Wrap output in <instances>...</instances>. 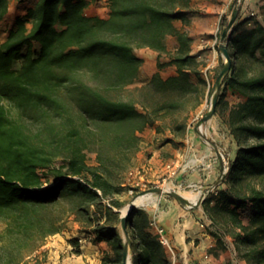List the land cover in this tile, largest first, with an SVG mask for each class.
<instances>
[{
  "label": "trees",
  "instance_id": "1",
  "mask_svg": "<svg viewBox=\"0 0 264 264\" xmlns=\"http://www.w3.org/2000/svg\"><path fill=\"white\" fill-rule=\"evenodd\" d=\"M108 1L109 15L101 17L86 14L89 0H37L0 43V220L11 247H0V264H45L37 252L70 220L108 244L101 264H124L121 195L132 188L126 174L142 133L155 124L161 132L184 130L186 118L174 116L202 102L207 80L185 27L195 0ZM8 10L9 0H0V23ZM142 48L158 52V70L130 89L140 78ZM228 50L216 115L236 154L203 207L229 228L248 264H264V4L238 17ZM168 65L176 74L164 77ZM228 89L237 102L230 104ZM129 232L132 264H170L146 210L133 212ZM69 240L80 253V239Z\"/></svg>",
  "mask_w": 264,
  "mask_h": 264
},
{
  "label": "rangeland",
  "instance_id": "2",
  "mask_svg": "<svg viewBox=\"0 0 264 264\" xmlns=\"http://www.w3.org/2000/svg\"><path fill=\"white\" fill-rule=\"evenodd\" d=\"M233 7L234 5L230 6V9L228 8L224 9V7H222L221 11L217 14V18L215 22L217 24L219 23L222 26L223 18L227 16L229 19L231 17ZM222 13L223 16L220 19V15ZM177 23L178 25H181L180 21H178ZM217 24H215V27ZM212 37L213 34H211V38ZM168 42L170 48L173 49L175 45L174 38L169 37ZM215 51H219V50L215 49ZM215 55L212 51L211 52L209 51L206 52V54L203 56L202 59L199 58L203 63L201 66L202 68H200L202 72V76L207 80V84L206 86H204V94H202L201 96L202 102L198 105L196 109H193L188 112L186 110L185 111L183 110L180 111L179 113H176V115L174 116L175 117L174 119H178L179 122L183 121L186 118V125H187L186 128L184 130H180L175 133L171 132L170 130L163 131V135L161 137L165 138V142L168 139L167 136L165 135H171L172 133L175 135L176 140H172V142L166 148V150L158 152L157 157L161 159V161L157 163L159 169L158 168L156 169L154 164H152L151 169L149 168L150 166L149 164H147L148 158L145 157V155H147L148 150L146 148L148 145L143 143L142 145L143 151L141 153L138 152L134 166L130 169V170H134V173L130 174V170H129L128 173L126 174V182L129 185V187L132 188L124 191L121 196L123 199L127 200V204L132 202L139 194L142 193V191L153 187L170 186L171 190H176L182 195L188 193L189 191L198 192V190L201 191L200 194L202 195L205 191L208 190L205 187L208 183L204 184L203 187H200L199 186L200 182H197V179L205 178L204 176H201L202 170L198 172L190 171L191 174L192 173L194 174L196 172L195 173L196 177L197 175L200 176L199 178H196L193 182L188 181L184 185H181L179 181H177L176 179V175L181 170V167L179 165H181L182 163V161L178 162V159L180 158V154L182 155L185 149H187L188 142H186L185 139L187 138L186 135L190 132L191 133L198 132L200 134H203L204 135L203 137L207 138L209 146H216L218 148V152L220 153L219 157L223 159V162L225 163V168L230 165L231 161L235 157L236 143L234 140L232 141L233 139L232 136L229 134V132L226 130L223 124H221L217 115L213 116L212 118L213 122L215 123L214 126L207 127L209 121H205L203 123L205 131H202L199 125V122L204 118V116L210 110L213 95L216 89V82L218 75L220 74L224 65L226 64V59L224 56L216 58ZM145 57L151 59L149 56H145ZM162 61L163 62L167 61L166 54L162 56ZM156 68L157 67L155 61L147 60V62L143 64L145 76L144 75H143L144 77L141 76L137 82H135L130 86V89H133L136 86L143 85V83L145 82L144 79L146 80L147 78H150L149 75L153 72V69L155 70ZM169 70L170 67L165 66L162 72L168 73ZM194 78L197 79L196 76H194ZM226 96L230 104H233L239 100L238 94L233 92L231 89L227 90ZM161 140H163V138ZM95 157H96L95 153L93 152L89 153L90 163H95ZM192 158L197 159L198 157L192 155V152L188 151L186 156L184 157L185 163L188 162L187 160H190ZM195 162L196 164L194 163L193 166L199 169L197 167L198 160H196ZM62 163L63 160L60 158L55 161L54 165H60ZM160 164L162 165L163 169H161L162 167H160L161 166ZM225 168L223 169V171H225ZM217 185L212 191L217 189L216 188ZM156 195H157V199L159 197L164 196L169 199H173V201H175L185 210H189V211L193 210L189 208V205L191 203H189V205H184L178 199L169 195L168 193H161ZM208 195L209 193L207 194V196ZM202 205L203 203L197 208L203 207ZM152 207H153L152 204L139 205L137 209L146 210ZM196 216L199 217V215H194V217ZM242 219L246 224L249 223V215H242ZM202 221H205L204 226L200 224ZM198 224L202 229V232H206L207 234H209L208 239H204V237L201 238L199 236H192L190 238L194 240L195 245L203 242L204 245L203 259L204 261H206V264H213L215 261L217 262V264H248L242 258L241 253L237 249V244L235 242L234 236L232 232L230 233L229 228H227L225 224L221 225V223L218 222L217 224H215L213 222V219L209 216H207L206 219L202 218V220H200ZM80 227L81 226L79 223L70 220L65 230L61 233H56L54 235L49 236L37 253L41 255L42 259L44 255H46V261H47V259H49L52 256L51 250L53 249L54 254L56 253L58 254L55 259L56 264H101L103 251L105 249H110V247L106 242H103L101 246L99 243H95L94 241H92V236H89L87 233L81 231ZM6 234H7L6 223L4 220H0V247L2 248L4 253H6L11 249V247L8 246V238ZM73 237H78L80 239L81 250L83 249V251H81L80 253L75 252V249L73 248V244L69 240ZM57 249L61 250V252H57L56 251ZM191 251L192 250H190V254ZM206 254L211 255L213 259L209 260V258L206 257ZM131 260H132V255H131Z\"/></svg>",
  "mask_w": 264,
  "mask_h": 264
},
{
  "label": "crops",
  "instance_id": "3",
  "mask_svg": "<svg viewBox=\"0 0 264 264\" xmlns=\"http://www.w3.org/2000/svg\"><path fill=\"white\" fill-rule=\"evenodd\" d=\"M36 1L37 0H9L8 13L0 23V43L6 39L8 31L15 26L17 17L26 14L28 8L33 6ZM233 3L235 4V2H231V0L194 1L193 8L197 12L193 14L191 23L185 27L194 38L193 53L198 54L199 58L202 59L206 52L209 51H212L214 55L216 53V58L223 57L221 51H215L211 34L215 32L214 27L215 24H217L215 21L221 8L224 7V9H230V6L234 5ZM262 4H264V0H242L239 14L240 18L252 13L258 14ZM85 11L86 14L90 16L97 15L107 17L109 15L110 5H108L105 0H89V4ZM137 54L144 59V63L147 62V60L155 61L157 67L158 52L149 48H142L137 50ZM145 56H149L151 59H148ZM167 67H170L168 73L161 72L164 77L176 74V68L174 65H168ZM157 70L158 68L155 70L153 69V72L149 77H151ZM143 75L145 76V71L142 66L140 77H144ZM149 79L150 78H147L146 80L144 79V81H148ZM142 135V145L143 143L148 145L146 148L148 150L147 155H145V157L148 158L147 164H149L150 169L152 168V164H154L156 169H159L157 163L160 162L161 159L157 157V154L160 151L166 150L172 141L165 142V138L161 137L163 132L157 130V124L148 126ZM165 136L176 140L173 133ZM203 136V134L198 132H190L186 135L187 138L185 141L188 142V146L182 155L180 154L178 162L182 161L181 165H179L181 170L176 175V179L181 185H184L188 181L193 182L196 178H199L200 176L197 175L196 177L195 173L200 170H202L201 176L205 177L204 179H197V182H200V187H203L204 184L208 183L205 187L209 189L213 185H219L221 183L220 180L224 173L223 169L225 168V163L223 162V159L219 157L220 153L218 152V148L216 146H209L207 138ZM162 138L163 140H161ZM142 147L143 146H141L139 153L143 151ZM188 151L192 152V155H195L198 158H192L185 163L184 157ZM196 160H198L197 167L199 169L193 166L194 163L196 164ZM160 167H162V165ZM161 169H163V167ZM190 171L196 172L191 174ZM198 192L201 193L200 190H198ZM146 211L150 215V222L155 219L157 225L164 228L172 245L177 249L180 260H183V258L188 255L193 264H206V261L203 259V242L195 245L194 240L190 238L192 236H199L208 239L209 237V234L202 232V229L198 224L202 218L206 219L208 216L203 207L195 208L191 211L185 210L173 201V199L162 196L157 199L156 205H153L150 209H146ZM194 215H199V217H194ZM150 229L152 232H156L154 227H150ZM102 243H99L100 246ZM190 250H192L191 254ZM56 251L61 252L59 249ZM81 251H83V249ZM51 252L52 256L47 259L46 264H56L55 259L58 254H54L53 249Z\"/></svg>",
  "mask_w": 264,
  "mask_h": 264
},
{
  "label": "water",
  "instance_id": "4",
  "mask_svg": "<svg viewBox=\"0 0 264 264\" xmlns=\"http://www.w3.org/2000/svg\"><path fill=\"white\" fill-rule=\"evenodd\" d=\"M241 3H242V0H236L234 7H233L231 17L229 18L227 25L224 26L223 28L222 35H221V42L219 44V49L226 59V64L224 65L222 71L218 75L217 82H216V89L213 95L210 110L207 112L204 118L199 122L200 126L203 125L205 121H209L213 116L216 115L217 104H218L219 96L221 93V85L223 83L225 76L229 73L230 68H231V55L228 50V36L232 30V27L234 26L235 22L237 21L239 17ZM227 171L228 170L224 171L223 176L220 180L221 182L224 176L226 175ZM216 185L217 184L213 185L207 191H205L202 195H200V199L195 203H192L190 199L180 194L178 191L171 190V189L165 190L164 187H153V188L142 191V193H147V192H151L155 194L168 193L169 195L178 199L184 205H189V203H191L189 205V208L195 209L203 203L207 194L210 193L215 188ZM137 208H138V205L132 204L130 210L127 213H122L120 217V224H121V228L123 231V237H124V260H123L124 264H128L129 258L131 256V244H130L131 236L129 232V218L133 215V212Z\"/></svg>",
  "mask_w": 264,
  "mask_h": 264
},
{
  "label": "built area",
  "instance_id": "5",
  "mask_svg": "<svg viewBox=\"0 0 264 264\" xmlns=\"http://www.w3.org/2000/svg\"><path fill=\"white\" fill-rule=\"evenodd\" d=\"M105 2L108 5H110L108 0H105ZM231 2H236V0H231ZM252 14H254V13H252ZM222 16H223V13L220 15V19L222 18ZM222 31H223V27L218 23L215 27V32L213 33V37H212L214 49H217L216 45L217 44L219 45L221 42ZM228 168H229V166L226 167L225 170H227ZM133 173H134V170H130V174H133ZM204 223H205V221H202L200 224L202 226H204L205 225ZM150 227H154L156 229L155 234H157L160 241L166 247V250H167V253H168V256L170 259V264H191L190 256H188V255H186L183 258V260H180L177 249L175 248V246L172 245L169 237L165 233L164 228L157 225L155 219L151 220ZM206 257L209 258V260L213 259V257L209 254H206ZM213 264H217V262L215 261Z\"/></svg>",
  "mask_w": 264,
  "mask_h": 264
},
{
  "label": "bare ground",
  "instance_id": "6",
  "mask_svg": "<svg viewBox=\"0 0 264 264\" xmlns=\"http://www.w3.org/2000/svg\"><path fill=\"white\" fill-rule=\"evenodd\" d=\"M213 118V117H212ZM209 120V124L207 127L210 126H214L215 123L213 122V119ZM200 129L202 131H205L204 129V125L200 126ZM205 133V132H204ZM164 189H170V186H164ZM184 196H186L188 199H190L192 201V203L197 202L200 199V193L199 192H193V191H189L186 194H183ZM132 204H136V205H156L157 204V195L155 193H151V192H147V193H141L139 194L132 202H130L129 204H127L123 209H122V213H127ZM131 256L129 258L128 264H131Z\"/></svg>",
  "mask_w": 264,
  "mask_h": 264
}]
</instances>
